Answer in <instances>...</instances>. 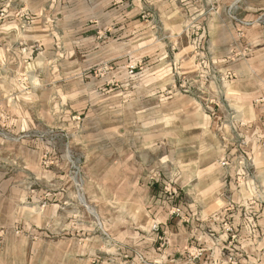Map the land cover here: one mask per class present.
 Segmentation results:
<instances>
[{
  "label": "rangeland",
  "instance_id": "rangeland-1",
  "mask_svg": "<svg viewBox=\"0 0 264 264\" xmlns=\"http://www.w3.org/2000/svg\"><path fill=\"white\" fill-rule=\"evenodd\" d=\"M83 10L73 0L48 1L35 11L0 0V25L42 20L47 36L0 43V264H106V257L118 264L108 233L116 229L120 190L97 184L115 179L117 164L161 169L157 190L167 196L169 214L186 221L182 182L202 180L204 207L212 212L223 205L209 203L215 185L258 174L253 164L257 145L264 144V114L250 116L232 101L240 99L241 84H264V59L252 58L259 44L243 43L246 55L233 45L231 55L241 57L222 63H240L238 73H221V62L205 50L198 72L190 73L189 44L171 41L165 27L155 28V37L141 35L133 51L128 46L112 55L118 53L107 42L112 29L93 27ZM235 11L264 26V0H241ZM248 68L251 78L242 75ZM66 70L70 74H62ZM253 98L264 103L261 95ZM163 124L170 139L153 136ZM163 148L171 160L164 166ZM184 159H196L189 168L202 167L184 172ZM95 237L109 247L82 246L90 239L97 245Z\"/></svg>",
  "mask_w": 264,
  "mask_h": 264
},
{
  "label": "crops",
  "instance_id": "crops-1",
  "mask_svg": "<svg viewBox=\"0 0 264 264\" xmlns=\"http://www.w3.org/2000/svg\"><path fill=\"white\" fill-rule=\"evenodd\" d=\"M6 1L12 2V0ZM13 1L26 3L32 11H35L42 10L48 1L50 3L53 0ZM73 2L75 5L82 4L85 18L93 23V27L105 31L112 29L110 34L113 37H109L107 42L113 41L116 44L113 50L118 52L112 55L122 54L128 46L133 51L138 47L141 35L155 37L154 29L165 27L169 31L171 41L178 39L184 45L189 44V46L185 45L184 49L190 50L192 54L194 50L193 56L187 53L184 56L185 59L190 60L189 66L193 68L190 73L199 70L201 55L205 53L201 50L208 51V58L221 62V73L229 69H234L238 73L236 68L240 63L223 65L222 61H226L230 56L241 57L236 54H249L243 43L244 45L251 43L253 46L259 44V47L254 48L252 58L264 59L263 22L257 23V20L247 19L238 14L235 9L239 7L241 0H73ZM20 23L22 24L20 20L3 22L0 25V43L15 44L20 40L27 39L33 42L47 38L43 36L42 20L34 21L33 24L25 27ZM236 32L242 35V40L238 41L239 35H236ZM115 37L116 39H113ZM235 43L240 46L235 49L237 53L231 55ZM61 72L70 74L67 70ZM252 72V69H244L242 75L246 73L251 78ZM256 82L255 89L250 87L247 89L241 84L243 90L239 93L240 99L232 102L234 108H241L246 110V114L250 116L253 114L255 117L258 115L260 118L264 114V103L257 105L253 97L256 95L264 97V84L260 81ZM194 107L196 108V103ZM262 130L264 131V127ZM152 132L148 133V137L153 134ZM155 135H162L164 139L166 136L168 139L171 138V132L169 128L168 130L165 128V124L162 130L154 132L153 136ZM260 135L259 133V138ZM150 150V153L156 152L153 148ZM163 151L164 153L158 152L155 155L163 153L161 164L164 166L170 164L171 160L165 148ZM193 152L195 153L196 150ZM255 153L253 169L258 172L255 179L231 180L220 185H215L214 182L215 188L210 192L209 203L223 204L214 207L215 211L212 207V212H208L204 207L208 201L207 196L202 193L204 187L202 180L195 178L194 181L186 180L179 184L181 194H184L188 205L183 207L185 213L190 216L187 221L169 214L171 205L167 201V196L162 190H157L162 186L161 169L142 168L140 165L132 167L125 164L115 165L113 170L115 179L97 180L99 188L110 187L120 190L115 191L114 195L116 205L120 209L115 217L116 229L112 234L108 233L117 247L115 262L118 264H264V144L259 143ZM184 154L191 158L193 155L187 152ZM182 162L185 165L184 172H192L194 169L197 173L202 167V163H199L198 166L196 164L194 168H189L196 163V159L194 161L184 159ZM152 172H156V177L151 175ZM225 187L230 190L227 196L224 195ZM225 222L228 228L224 227ZM93 240L90 239L89 245L86 241L83 242L82 246L109 247L99 238L97 245L92 244ZM105 260V263L109 264V258L106 257Z\"/></svg>",
  "mask_w": 264,
  "mask_h": 264
},
{
  "label": "built area",
  "instance_id": "built-area-1",
  "mask_svg": "<svg viewBox=\"0 0 264 264\" xmlns=\"http://www.w3.org/2000/svg\"><path fill=\"white\" fill-rule=\"evenodd\" d=\"M171 187H166V190L170 189ZM175 212V211H174Z\"/></svg>",
  "mask_w": 264,
  "mask_h": 264
}]
</instances>
